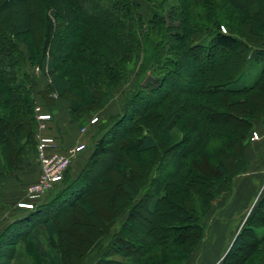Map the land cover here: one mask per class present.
I'll list each match as a JSON object with an SVG mask.
<instances>
[{"label":"trees","instance_id":"trees-1","mask_svg":"<svg viewBox=\"0 0 264 264\" xmlns=\"http://www.w3.org/2000/svg\"><path fill=\"white\" fill-rule=\"evenodd\" d=\"M9 1L0 0V11ZM15 1L33 11L24 29L0 18L2 170L37 157L35 74L20 61L39 63L48 79L43 101L50 93L64 100L79 128L132 68L136 78L121 110L99 124L78 174L68 175L72 159L44 201L16 205L28 211L0 232V264H82L94 247L92 264H183L203 239L213 200L248 167L253 121L264 118V21L234 0H148L144 19L136 0H99L93 8L103 1L109 9L103 21L71 19V0ZM51 5L53 19L45 13ZM46 134L57 150L58 136ZM104 196L102 215L96 204ZM263 259L264 185L219 264Z\"/></svg>","mask_w":264,"mask_h":264},{"label":"crops","instance_id":"crops-1","mask_svg":"<svg viewBox=\"0 0 264 264\" xmlns=\"http://www.w3.org/2000/svg\"><path fill=\"white\" fill-rule=\"evenodd\" d=\"M119 91L120 85L103 108L92 116H83L85 124L82 131L68 116L67 103L64 100L56 97L50 104H45L39 97L41 108L51 115V119L46 121L49 129L44 130L43 133L58 136L57 151H62L65 146L76 142H84L87 146L71 161L68 170L70 178L78 174L89 155L91 146L99 135L96 131L99 124L104 122L106 117L121 110V102L126 94ZM93 116L97 117V121L89 123V119ZM253 129L258 133V139L250 140L245 148L247 169L233 179L229 190L220 193L213 200L203 218V239L183 264H219L254 202L255 188L264 185V118L254 120ZM39 174L40 169L34 153L27 155L17 169L6 172L0 168V232L13 219L28 211L17 209L16 204L26 201V186L37 181ZM46 198L47 194L42 195L38 202ZM124 215V212L119 214V222ZM94 259L95 255L90 258L87 256L82 264H92ZM260 264H264V259Z\"/></svg>","mask_w":264,"mask_h":264},{"label":"rangeland","instance_id":"rangeland-1","mask_svg":"<svg viewBox=\"0 0 264 264\" xmlns=\"http://www.w3.org/2000/svg\"><path fill=\"white\" fill-rule=\"evenodd\" d=\"M71 1L73 3L74 10L72 11V10L66 9L67 10L66 15L71 16L72 17L71 19H76L78 17L82 18L84 20H90V21H103V20H105V18L108 20L110 19V17L107 14V12H108L107 10H109V9H107V6L104 7L103 1L98 2V7H95V8H93L92 3L95 4L99 0H86L88 2H86L85 0H71ZM136 1L138 4L136 10L140 13V17L143 19L148 17V15L150 13L149 1L148 0H136ZM261 1L262 0H234V2H236L239 7L241 6V7L249 8V10H251V11L255 10L257 12V14L255 13L256 18H259V20L264 21V8H263V2H261ZM59 2L61 3V0H58V3ZM62 3L66 4L64 0H62ZM32 11H33L32 5L28 6L27 4H24L22 1L20 2V1L11 0V1L5 3L4 6H2V10L0 11V18H2V21L4 22L5 26H8V24H12L14 21H22L21 23H19L17 25L22 27L21 29H24L25 28L24 25L30 23L29 21H31L30 17H32L31 16ZM54 11H55V8L52 5L47 6L45 8L46 15L50 16L52 19H53V12ZM62 15H63V12H62ZM33 21H34V19H33ZM38 21H40V20H38ZM39 25H41V23ZM67 31H69V30H67ZM67 34H68V32H67ZM30 39L32 40L33 38L29 34L26 36V40H30ZM57 44L59 47L62 48V51H64L70 45L69 37L67 35L62 37L58 41ZM33 51H36V49H33ZM182 61L183 60H180V62H182ZM183 64H186V63H183ZM19 65L23 70H26L29 73L35 74L34 77H31L30 82H29V86L31 89V94H32L33 98L35 99V104L37 103L38 105L41 106V104L39 103L40 99L43 100L41 97L42 96L41 95V89L43 88V86H45V84L48 81L47 75H44L41 73L40 68H39V63H34V62L30 61L29 58L25 59L24 61H20ZM188 69H189V71H191V68H188V66H187V70ZM135 78H136L135 69L132 68L128 74L127 80L123 84H120V91L119 92H123L125 94H128L133 89V86L135 83ZM169 84L171 85V81ZM177 84L178 83H175V85L172 84V86H176ZM49 96H50V98H48L46 96H44V97L47 98L48 103H51V101L53 99H55L56 96L53 93H50ZM39 97H40V99H39ZM119 102H120V100H119ZM34 131L36 133V128ZM101 157L102 156H100V158ZM169 158H172L171 161L173 160V157H169ZM102 163H103V161H102ZM104 163H106V162H104ZM167 168H169L168 164L165 166V169H167ZM261 189H262L261 186L259 188L258 187L255 188V192H253L255 195L254 199L257 196H259ZM106 197L107 196L101 197L102 200L100 199L98 201V203L96 204L97 212L99 214H102V215H104L109 208ZM75 218H77V221H79V222L84 221V219L81 220L82 217H80L79 214L76 215ZM119 218L117 219V222H116L115 226L113 227V229L117 228L118 223H119ZM91 220L92 221L94 220L95 222H99L98 214L93 215L91 217ZM159 231H161V230H159ZM105 240H106L105 238L102 239L101 243L105 242ZM92 250L93 251L89 253L88 258H90L92 255L94 256L95 247Z\"/></svg>","mask_w":264,"mask_h":264},{"label":"built area","instance_id":"built-area-1","mask_svg":"<svg viewBox=\"0 0 264 264\" xmlns=\"http://www.w3.org/2000/svg\"><path fill=\"white\" fill-rule=\"evenodd\" d=\"M221 29L224 28L221 26ZM52 95V94H51ZM34 116L36 121V153L40 169L39 179L26 187V201L18 202L16 205L21 208L31 209L34 202L48 192L55 184L62 179L63 173L70 161L84 149L82 142L68 145L63 151L56 150V141L51 135L44 134L46 121L50 114L44 111L37 103L34 105ZM96 116L89 119V123L96 121ZM84 128H81V131ZM251 140L258 139L255 131L251 132Z\"/></svg>","mask_w":264,"mask_h":264}]
</instances>
